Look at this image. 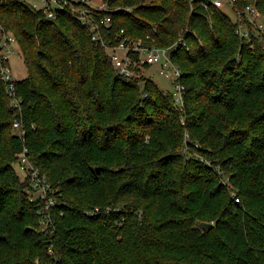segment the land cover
I'll return each instance as SVG.
<instances>
[{
  "label": "trees",
  "instance_id": "trees-1",
  "mask_svg": "<svg viewBox=\"0 0 264 264\" xmlns=\"http://www.w3.org/2000/svg\"><path fill=\"white\" fill-rule=\"evenodd\" d=\"M104 1L109 43L173 47L184 106L149 65L119 76L70 11L4 1L27 77L16 108L0 75V264H264V30L245 19L242 38L209 0ZM248 7L264 22V0ZM24 148L54 191L47 230Z\"/></svg>",
  "mask_w": 264,
  "mask_h": 264
},
{
  "label": "built area",
  "instance_id": "built-area-1",
  "mask_svg": "<svg viewBox=\"0 0 264 264\" xmlns=\"http://www.w3.org/2000/svg\"><path fill=\"white\" fill-rule=\"evenodd\" d=\"M4 1L0 0V5ZM29 4L34 10L42 12L47 18H56L60 12L70 11L89 29L93 40L101 44L105 49L116 73L121 77H134L137 75V69H144V66L159 65V74L174 83L175 100L181 109L184 106V86L180 83L182 76L181 69L173 62L171 58L172 48H159L149 46L144 39H134L126 35L125 30H121L116 36L115 43H109L104 35V30H109L112 25V16H100L101 12L109 13L108 4L102 0L101 5L94 8L91 6V0H22ZM194 1V0H191ZM237 15V20L241 22L239 34L243 38H248L247 27L242 21L247 19L249 23L257 25L264 30V22L261 21L262 15L255 7H248L245 11L236 10V0H228ZM224 3L221 0L213 1V6L222 8ZM176 46V45H174ZM18 53L17 39L11 33H8L0 25V75L1 79L9 85V96L12 98V105L19 107L20 102L14 88V79L10 67V58ZM152 78V77H150ZM14 128L20 138H24L25 131L18 121L14 122ZM17 165L23 171L28 172L31 186L27 190L30 201H40L41 208L38 211L40 224L43 230L53 227L52 213L57 205L54 198V191L47 181L46 177L41 175L40 170L35 168L28 158V150H24L17 155ZM37 192V195L34 193ZM51 253L52 250H50Z\"/></svg>",
  "mask_w": 264,
  "mask_h": 264
},
{
  "label": "rangeland",
  "instance_id": "rangeland-1",
  "mask_svg": "<svg viewBox=\"0 0 264 264\" xmlns=\"http://www.w3.org/2000/svg\"><path fill=\"white\" fill-rule=\"evenodd\" d=\"M91 6L96 8L98 7V5H101L102 0H91ZM210 2H213L215 0H209ZM224 5L222 8H220L225 15L228 16V18L232 21V22H236L237 21V15L234 12V9L232 8V6L229 4L228 0H221ZM10 67L12 69V77L15 81L17 80H23L27 77V69L23 63V60L21 59L20 54L16 53L14 54L11 58H10ZM149 76L152 75L153 76V81L159 86V88L165 92H169V93H173L175 92L174 90V83L170 80V79H166L165 77L161 76L159 74L160 72V68L159 65H152L150 66V71H149ZM17 170L19 172V174H21L22 177H27L28 172L23 171L20 167H18V165L16 164ZM30 181V179H29ZM35 195H37V192L34 193ZM41 227H43L40 224Z\"/></svg>",
  "mask_w": 264,
  "mask_h": 264
}]
</instances>
